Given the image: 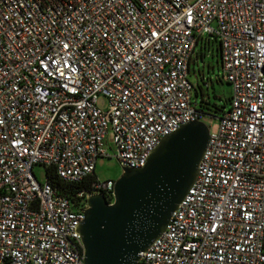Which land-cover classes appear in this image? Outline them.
Masks as SVG:
<instances>
[{
    "label": "built area",
    "instance_id": "obj_1",
    "mask_svg": "<svg viewBox=\"0 0 264 264\" xmlns=\"http://www.w3.org/2000/svg\"><path fill=\"white\" fill-rule=\"evenodd\" d=\"M206 36L231 105L140 264H264V0H0V264H84L88 198L113 202L116 181L72 201L34 166L90 178L112 131L120 164L144 167L201 119L189 73Z\"/></svg>",
    "mask_w": 264,
    "mask_h": 264
},
{
    "label": "water",
    "instance_id": "obj_2",
    "mask_svg": "<svg viewBox=\"0 0 264 264\" xmlns=\"http://www.w3.org/2000/svg\"><path fill=\"white\" fill-rule=\"evenodd\" d=\"M210 137L206 123L186 124L161 140L144 167H123L113 202L101 193L88 198L79 227L84 264H140L195 183Z\"/></svg>",
    "mask_w": 264,
    "mask_h": 264
},
{
    "label": "rangeland",
    "instance_id": "obj_3",
    "mask_svg": "<svg viewBox=\"0 0 264 264\" xmlns=\"http://www.w3.org/2000/svg\"><path fill=\"white\" fill-rule=\"evenodd\" d=\"M198 48V52H199ZM211 47L204 50L206 55L204 58L196 59L190 66L189 79L197 87V92L194 91L193 99L197 102L199 108H202V99L209 101L210 114L201 116L200 121L206 123L211 133L216 132L219 127L220 117L222 112L216 111V107H221L222 110L227 111L230 107V99L233 95V88L231 84L225 80L219 81L218 77L223 78V70L219 65L216 51ZM214 54V55H213ZM99 105L107 109L109 101L106 97L99 98ZM206 110V109H205ZM106 155L99 157L96 164V175L101 181L114 180L117 181L124 172L123 166L120 164L116 155L118 154L116 143L114 142L113 132L110 131L109 136L105 141ZM37 180L41 184H45L47 180V166L37 164L33 169Z\"/></svg>",
    "mask_w": 264,
    "mask_h": 264
},
{
    "label": "trees",
    "instance_id": "obj_4",
    "mask_svg": "<svg viewBox=\"0 0 264 264\" xmlns=\"http://www.w3.org/2000/svg\"><path fill=\"white\" fill-rule=\"evenodd\" d=\"M211 47L216 51L215 56L217 57L219 65L222 67L221 44H220V41L214 36H206V37H203L199 41L193 58H196L197 60L200 58L203 59L204 56L206 55L204 50H206L208 48L210 49ZM198 48L200 49L199 52H198ZM214 50H213V52H214ZM193 58H192V61H193ZM192 61H191V63H192ZM190 66H191V64H190ZM218 80L222 81L224 79L221 77H218ZM195 91L197 92V95H198V91H197L196 86H195ZM231 100H232V97L230 99V105H231ZM195 103H196V106L198 107V111L201 113V116L204 114H210L211 107H210L209 101L202 99V108L201 109L199 108L197 102H195ZM215 109H216V111H215L216 113H217V111L222 112L220 119L229 110L228 109L227 111H224L221 109V107L220 108L216 107ZM95 178H97L96 173L93 176H91L90 178H87V179L79 181V182H68L59 176L55 167L47 166L48 183L51 184L60 194L67 196L72 201H76L78 199V193L80 191L91 189V182ZM109 199L112 200L111 198H109Z\"/></svg>",
    "mask_w": 264,
    "mask_h": 264
}]
</instances>
